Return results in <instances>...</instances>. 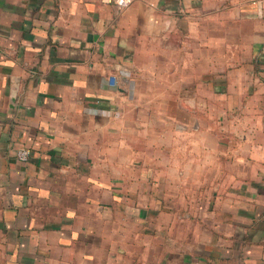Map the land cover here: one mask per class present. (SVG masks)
Instances as JSON below:
<instances>
[{"label": "crops", "instance_id": "0c3cea01", "mask_svg": "<svg viewBox=\"0 0 264 264\" xmlns=\"http://www.w3.org/2000/svg\"><path fill=\"white\" fill-rule=\"evenodd\" d=\"M0 264H264V0H0Z\"/></svg>", "mask_w": 264, "mask_h": 264}, {"label": "built area", "instance_id": "2783aa9c", "mask_svg": "<svg viewBox=\"0 0 264 264\" xmlns=\"http://www.w3.org/2000/svg\"><path fill=\"white\" fill-rule=\"evenodd\" d=\"M118 4L121 6L127 5L130 0H117ZM109 81L113 82L114 81V76L109 77ZM16 157L20 160H27L30 156V150L26 147H21L16 150Z\"/></svg>", "mask_w": 264, "mask_h": 264}]
</instances>
